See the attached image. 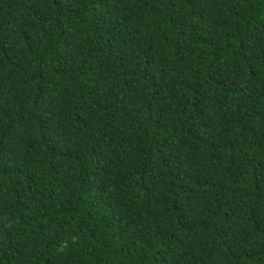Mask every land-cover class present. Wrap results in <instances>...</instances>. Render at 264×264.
<instances>
[{"label":"trees","instance_id":"trees-1","mask_svg":"<svg viewBox=\"0 0 264 264\" xmlns=\"http://www.w3.org/2000/svg\"><path fill=\"white\" fill-rule=\"evenodd\" d=\"M0 264H264V0H0Z\"/></svg>","mask_w":264,"mask_h":264}]
</instances>
